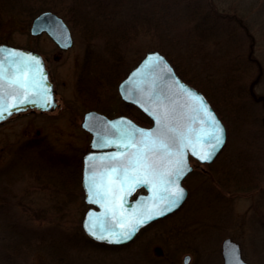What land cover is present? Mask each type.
<instances>
[{"label": "rangeland", "instance_id": "rangeland-1", "mask_svg": "<svg viewBox=\"0 0 264 264\" xmlns=\"http://www.w3.org/2000/svg\"><path fill=\"white\" fill-rule=\"evenodd\" d=\"M0 1L11 6L0 13V43L34 49L43 55L58 102L52 110L28 109L0 123V195L6 194L8 200L0 207V264H185L186 255H190L187 264H223L222 242L226 237L240 244L250 264H264V103L249 92L258 74L257 63L246 64L247 57L260 61L262 74L253 90L257 96H264V0H149L152 14L146 19L152 17L151 27L143 23L142 15L133 14L126 2L112 13L92 9L87 14L90 18L113 19L111 26L125 28L126 33L117 31L116 39L104 34L87 42L78 26L67 22L74 38L67 49L60 48L47 33L30 32L37 13L31 15L24 2ZM208 3L225 26L212 31L208 25L210 29L201 28L202 33H198L223 42L208 53L196 54L182 39L187 32H197V18L188 20L187 14L195 6L208 9ZM233 14L243 19L248 30L234 16L229 19ZM162 32L163 46L182 71L217 104L227 126V143L211 163L191 158L194 168L184 180L189 195L179 210L148 224L128 245L96 243L82 228L89 205L81 181L70 193L41 188L31 167L37 162L36 153H21V147L36 139L45 142L52 153L60 154L68 166L74 165V159L82 160L91 141V134L81 125L84 113L95 109L110 117L128 114L118 83L106 81L99 86L95 105L78 90L87 58L92 59L91 68H119L125 73L147 50L158 49ZM233 75L232 82L227 81ZM244 143L248 149L259 151L254 157L257 165L252 168L261 179L258 194L255 187L241 182ZM27 236L46 238L56 252L26 249L8 260L10 245Z\"/></svg>", "mask_w": 264, "mask_h": 264}, {"label": "snow or ice", "instance_id": "snow-or-ice-1", "mask_svg": "<svg viewBox=\"0 0 264 264\" xmlns=\"http://www.w3.org/2000/svg\"><path fill=\"white\" fill-rule=\"evenodd\" d=\"M144 69L172 72L159 56L149 57ZM44 77L36 57L0 48V119L27 104L51 106ZM173 81L168 84L159 75L141 89V107L149 105L144 110L152 115L153 128L143 129L126 120L111 124L109 134L116 139L98 135L95 146L118 150L87 157L88 201L105 209L111 225L101 226L98 235L99 218L89 213L86 229L97 239L112 243L131 239L140 226L178 207L184 196L179 181L191 171L188 154L211 161L224 143V128L204 98ZM138 187L147 188L151 196L140 198L142 203L129 212L126 200Z\"/></svg>", "mask_w": 264, "mask_h": 264}, {"label": "trees", "instance_id": "trees-1", "mask_svg": "<svg viewBox=\"0 0 264 264\" xmlns=\"http://www.w3.org/2000/svg\"><path fill=\"white\" fill-rule=\"evenodd\" d=\"M15 1L24 2L25 8L28 9L29 12H31V15H35L36 13L44 9H51L61 13L65 20L70 23V25H72L73 27L78 26V31H80V33L83 34L84 38L88 40L87 42H92L94 38L104 34H109L112 36V39H116L115 36L118 35L117 31L125 32V28L118 29V27L115 25V27L111 26L110 22L114 21L113 19L104 18L103 20H97L95 18H90V16L87 15L93 10H96V12L97 10H101L100 8H102L104 12L112 13L114 9L117 11V9L126 2L129 4L130 9H132V13L134 15L139 14L143 16V23H146L147 26L150 25V27L152 25V23L150 24V21H152V17L146 19L147 15L151 16L152 14L148 5L149 0H12L13 3H15ZM131 3L133 4V7L131 6ZM207 6L208 9H205L204 7L203 9H200L198 6H195L187 14L188 20H191L192 17H194V20L197 18L195 20V22L197 23V32H195V35L187 32L188 36L182 39L184 40L186 46H189L195 50L196 54H200L203 51L208 53L211 47H213L214 45H220L223 42V39H217L216 37H213V39H208L206 38L207 36H204V34H199L202 33V30H200L201 28H204L205 30L211 28V30L213 31L219 27L221 28L222 26H225V23L220 20L221 15L210 9V3H208ZM9 7H11L9 3H1L0 1V13L4 9H7ZM110 9H112V11H110ZM196 15H198V17ZM229 19L233 18L230 17ZM208 25L210 26V28H207ZM136 30L137 28L134 27L135 33ZM161 35L162 39L161 43L158 45V49L161 50L170 59L177 72L185 80L197 87H201L196 81L188 78L182 71L179 63L175 61L171 51L167 50L165 46H163L165 36L163 35V32L161 33ZM111 36L109 37L111 38ZM192 55L193 54L191 52V56ZM246 62L247 65H251L253 64L254 60H252L250 57H247ZM91 64L92 59L90 61V58L88 57L86 62L84 63L82 74L80 75V78L78 80V90L81 91L83 96L88 98V100L91 99L90 102L95 105L96 101L94 99H96V95L98 94L97 92L100 89L99 86L105 84L106 81L116 84L119 83V81L126 75L128 71L124 73L119 68L108 70V68L104 67H96L95 69L90 67ZM233 77L234 75L231 77L232 79L228 77L227 81L232 82ZM228 88L231 91L234 89V87L231 85ZM201 89L204 91L205 95L208 97V99L220 115L219 108L213 101L212 97L205 89H203V87ZM236 89L238 95H241V86L238 85ZM124 107L126 108V110H128L127 115L131 116L139 123L148 124L152 122L147 115L137 109L134 105L125 104ZM136 114L138 115L136 116ZM49 150L50 147H48L45 142L36 139L29 140L21 147V153L30 151L36 153L37 162L33 163L31 167L34 172L35 179L37 180V183L41 188L46 190L52 188V190L64 191L67 193L72 192L74 190V184L79 185L82 179V160L79 159L78 162H75L74 159V165L68 166L67 163L64 162V160L61 161L60 154L52 153ZM65 174H67L68 178ZM6 197L7 195L4 193L0 195V207L8 203ZM26 249L44 250L47 253L51 250L56 252V249L53 247L52 242L47 240L46 238L42 237L34 240L31 237L27 236L22 241L15 242L13 245H10L9 255L7 256L8 260L10 257L17 256L18 253H20V250L24 252ZM10 263L11 261H8L7 264Z\"/></svg>", "mask_w": 264, "mask_h": 264}, {"label": "water", "instance_id": "water-1", "mask_svg": "<svg viewBox=\"0 0 264 264\" xmlns=\"http://www.w3.org/2000/svg\"><path fill=\"white\" fill-rule=\"evenodd\" d=\"M240 22H242V20H240ZM30 32L33 35H40L41 33H44V32L47 33L56 42V44L63 49H67L71 47L74 43L72 31L68 23L65 21V19L60 14L50 9L42 10L34 16L32 23H31ZM0 48L17 50L21 53H24L26 55H31L39 59L40 67L43 73L45 74L44 86L50 90V96L52 100L51 106H45L43 108L40 107L39 104H35V105L27 104V105L21 106L19 110L13 109L12 114L11 115L5 114V117L0 119V122L7 120L9 117H11L15 113L23 112L28 109H38L40 111H46V110H52L56 108L58 105V102L56 100L55 87H54L53 82L50 79L49 70L46 66V62H45L43 55L34 49L19 47V46L11 45L8 43H0ZM153 56H159L163 58V60L167 63L168 67H170L172 70L171 75L166 74V73H161L159 71H153L152 69H144V65L147 63L148 58L153 57ZM259 68H260V71L258 75L250 84V91L254 99L261 100L264 103V96H257L253 90L255 83L259 80L262 74V67L260 64H259ZM141 71H143V75H136L137 73ZM159 75H163L164 81H166L168 84H172L174 82L173 81V78H174V80L179 81L181 84L186 86L188 89L192 90L195 94L202 96L204 100L207 102V105L215 113L216 117L221 122L224 128V143L219 148V150L215 153V156L212 158L211 161H203V162H212L218 156V154L222 151L224 146L226 145L227 137H228L227 127L225 123L223 122V120L221 119V117L219 116V114L217 113V111L215 110V108L213 107V105L211 104V102L209 101V99L206 97V95L199 88L195 87L194 85H192L191 83L183 79L177 73L174 65L171 63V61L168 59V57L163 52H161L158 49H149L146 51V53L140 59V61L119 82L118 91H119L121 98L124 101L136 105L139 109H141L146 115L150 117V119L152 120L151 125L149 126L141 125L138 122H136L134 119H132L131 117L127 115H123V114L117 115L114 117H109L106 114L99 112L95 109L86 111L82 118V121H81L82 127L86 129L87 131H89L92 135V138L89 144L90 150L87 151L83 155L82 187L84 189V197L87 203H89L88 194H87L86 185H85V177L87 174L86 173L87 157L89 155L99 156L103 154H108V153H112L118 150L114 147L97 148L95 145L97 143L98 135H104L109 139H116V137H113L109 134L108 126L114 123H118L121 120L131 121L133 124L143 129L153 128L154 119L152 115H150L149 112H146L144 110V107H149V105L145 104L144 107H141V104L143 103V99H141V97L144 95V93L141 92V89L142 88L147 89V84L150 81V79H154L158 77ZM263 122H264V117H263ZM191 156L192 155L189 153L187 156V162H188V166L191 168V171H192L193 165L191 164V161H190ZM191 171H188L187 174L179 181L180 187L184 189V196H183L182 201L179 203V206L175 207L172 211L167 212L165 215L156 217L146 222L144 225L140 226L139 229L135 232V234L132 235L131 239L123 240L120 243H112L107 240L97 239L93 237L92 235H90V233L86 229V225L88 224L87 217L89 213H93L95 217L99 218L96 221L98 235L102 234L100 232L101 226H103L105 229H108L111 226L109 218L105 216V209L103 207H100L99 205L92 204V203H89V204H92L93 206H91L85 212V215L82 219V227L84 231L90 238L96 241L105 242V243L112 244V245L126 244L130 242L137 235V233L143 226L155 220L163 218L177 211L183 206L189 194L188 188L184 185V179ZM139 188H144V187H138L136 190H138ZM144 189L146 190V192L137 195L136 198L131 199L132 195L135 192L127 198L126 203H125V208L129 212L132 211L133 208L137 207V205H140L142 203L140 198H147L151 196V192L147 188H144ZM222 256H223V264H250L243 257L240 244L237 241L233 240L231 237H226L222 242ZM189 260H190V255H186L184 257V263L187 264Z\"/></svg>", "mask_w": 264, "mask_h": 264}, {"label": "flooded vegetation", "instance_id": "flooded-vegetation-1", "mask_svg": "<svg viewBox=\"0 0 264 264\" xmlns=\"http://www.w3.org/2000/svg\"><path fill=\"white\" fill-rule=\"evenodd\" d=\"M252 59H254V60H256L255 58H252ZM257 63V62H256ZM260 79V78H259ZM259 81V80H258ZM257 81V82H258ZM256 82V83H257ZM257 102H260V100H256ZM126 103V102H125ZM126 104H129V103H126ZM130 105H132V104H130ZM127 116H129V115H127ZM263 117H264V115H263ZM263 117H262V121H263ZM243 147H241V154H242V156H241V167H242V169H241V178H242V180H241V182H243V185H245V184H247V185H250V186H252L253 188L255 187V189H256V194H258L259 192H261L262 191V187L259 185L260 184V182L259 181H261V179H260V177H259V175L256 173V171H252V168L253 167H255V165H257V164H254L256 161L254 160V157H255V155L256 154H259V153H257V152H259V151H257V148L256 149H254V150H252V149H248L246 146V144L244 143L243 145H242ZM256 153V154H255ZM249 172V174L247 175V173ZM253 172V173H252ZM259 173V172H258ZM259 183V184H258ZM256 185H258V186H256ZM258 191V192H257ZM145 192V189L144 188H140V189H138L134 194H133V196L131 197V198H135L137 195H139V194H141V193H144ZM89 207V206H88ZM146 227V226H145ZM145 227H143V228H141L140 230H139V232H138V234H137V236L140 234V232L145 228ZM137 236L133 239V240H131L130 242H128V243H126V244H119V245H109V244H106V243H102V242H97V241H95L96 243H100V244H105V245H107V246H114V247H118V246H122V245H128V244H130V243H132L133 241H135V239L137 238Z\"/></svg>", "mask_w": 264, "mask_h": 264}, {"label": "bare ground", "instance_id": "bare-ground-1", "mask_svg": "<svg viewBox=\"0 0 264 264\" xmlns=\"http://www.w3.org/2000/svg\"><path fill=\"white\" fill-rule=\"evenodd\" d=\"M188 175H189V174H188ZM188 175H187V176H188Z\"/></svg>", "mask_w": 264, "mask_h": 264}]
</instances>
